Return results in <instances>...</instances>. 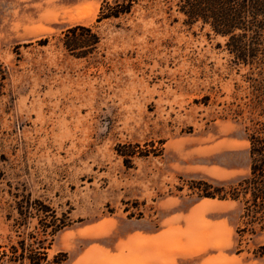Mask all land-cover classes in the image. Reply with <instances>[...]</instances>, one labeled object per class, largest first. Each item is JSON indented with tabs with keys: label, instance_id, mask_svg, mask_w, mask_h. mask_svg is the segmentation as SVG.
<instances>
[{
	"label": "rangeland",
	"instance_id": "rangeland-1",
	"mask_svg": "<svg viewBox=\"0 0 264 264\" xmlns=\"http://www.w3.org/2000/svg\"><path fill=\"white\" fill-rule=\"evenodd\" d=\"M104 2L0 0V252L43 242L42 264H119L167 238L180 264H264L243 201L202 191L249 174L264 48L242 63L179 0L99 19Z\"/></svg>",
	"mask_w": 264,
	"mask_h": 264
},
{
	"label": "trees",
	"instance_id": "trees-1",
	"mask_svg": "<svg viewBox=\"0 0 264 264\" xmlns=\"http://www.w3.org/2000/svg\"><path fill=\"white\" fill-rule=\"evenodd\" d=\"M134 2L136 0H115L113 3L105 0L100 8L99 19L118 18L122 14L130 13ZM178 5L188 22L201 21L208 24L215 34L228 37L227 45L230 51L235 52L242 63L253 64L258 60V54L262 53L264 48L261 43L264 41V0H179ZM77 29L90 31L84 26H75L68 29L66 35L75 33ZM65 47L74 49L68 44H65ZM8 79L9 69L0 60V99L6 94ZM248 139L251 158L249 174L238 185L228 190L222 186L214 191L209 188L202 191L203 196L209 198L243 201L244 215L249 218L248 223L264 230V114L262 119L253 123ZM42 207L45 212L49 210L47 205ZM64 225L63 222L62 225L53 223L45 240L48 235L53 236ZM41 244L37 249H32L23 242L20 251L17 246L12 245L9 251L0 252V264H25L26 261L29 264H42L47 260V252L44 243ZM65 259L64 255L54 262L59 264Z\"/></svg>",
	"mask_w": 264,
	"mask_h": 264
},
{
	"label": "crops",
	"instance_id": "crops-1",
	"mask_svg": "<svg viewBox=\"0 0 264 264\" xmlns=\"http://www.w3.org/2000/svg\"><path fill=\"white\" fill-rule=\"evenodd\" d=\"M171 239H164L160 243L150 244L146 249L149 252V258L146 259L140 255H126L119 264H180L182 253L175 254ZM141 251H145L141 248ZM160 252V256L158 253ZM182 252V251H181Z\"/></svg>",
	"mask_w": 264,
	"mask_h": 264
}]
</instances>
